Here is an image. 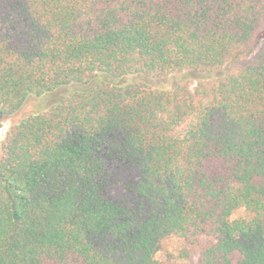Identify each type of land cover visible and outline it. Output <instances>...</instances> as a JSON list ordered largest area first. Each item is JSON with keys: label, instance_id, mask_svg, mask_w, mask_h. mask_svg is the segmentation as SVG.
Here are the masks:
<instances>
[{"label": "trees", "instance_id": "16d2710c", "mask_svg": "<svg viewBox=\"0 0 264 264\" xmlns=\"http://www.w3.org/2000/svg\"><path fill=\"white\" fill-rule=\"evenodd\" d=\"M263 32L264 0H0V114L83 87L1 143L0 264H264Z\"/></svg>", "mask_w": 264, "mask_h": 264}, {"label": "rangeland", "instance_id": "374dc122", "mask_svg": "<svg viewBox=\"0 0 264 264\" xmlns=\"http://www.w3.org/2000/svg\"><path fill=\"white\" fill-rule=\"evenodd\" d=\"M263 41H264V32L261 33L260 36L258 37L257 41L255 42V46ZM201 77L203 76L195 73H186L182 75L172 76L167 81H163V80L151 79L143 76H132L122 79L121 81L118 80L117 83H122V84L145 83L153 89L173 90L179 84L184 82L196 83L197 80L200 79ZM108 80H110V78ZM81 88L83 87L71 86V87L62 88L57 92H54L52 94L43 97H30L26 101L22 109L13 116L8 117L2 115V117L0 118V122L2 123V129L0 131V154H1V143L5 139L7 132L14 124L19 123L21 120L32 114L45 111L53 104L60 101L64 95H67L68 93L72 91H76L77 89H81ZM242 216L243 217L247 216V213L243 210L235 213L232 218L238 219ZM184 248L185 245L183 241L179 239L170 240L165 245L164 250L158 254V258L164 262L170 261L177 264H196L198 260V256H196L193 260H187L181 258V252L183 251Z\"/></svg>", "mask_w": 264, "mask_h": 264}, {"label": "water", "instance_id": "95a60500", "mask_svg": "<svg viewBox=\"0 0 264 264\" xmlns=\"http://www.w3.org/2000/svg\"><path fill=\"white\" fill-rule=\"evenodd\" d=\"M2 117V114H0V118Z\"/></svg>", "mask_w": 264, "mask_h": 264}]
</instances>
